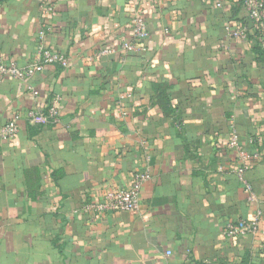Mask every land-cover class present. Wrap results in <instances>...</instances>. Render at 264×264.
<instances>
[{
	"label": "crops",
	"instance_id": "obj_1",
	"mask_svg": "<svg viewBox=\"0 0 264 264\" xmlns=\"http://www.w3.org/2000/svg\"><path fill=\"white\" fill-rule=\"evenodd\" d=\"M43 1L0 0L5 64L35 61L42 28L70 58L0 85V126L23 115L0 144V264H264V49L234 34L241 0H137L140 41L130 0H54L48 21ZM55 98L59 123L24 118ZM145 169L139 212L84 211ZM256 217L257 233L223 237Z\"/></svg>",
	"mask_w": 264,
	"mask_h": 264
},
{
	"label": "built area",
	"instance_id": "obj_2",
	"mask_svg": "<svg viewBox=\"0 0 264 264\" xmlns=\"http://www.w3.org/2000/svg\"><path fill=\"white\" fill-rule=\"evenodd\" d=\"M213 3L217 8H223V0H205ZM244 9L247 12L249 27L237 30L234 34L237 37H246L248 32L254 33L255 39L262 49H264V0H241ZM127 10L131 16V29L134 38L137 41L150 37L145 21V12L143 6L137 0H130ZM56 6L54 0H44L41 6V18L45 21L55 17ZM45 30L42 28L38 35V50L36 60L32 63L20 67L15 63L5 64L0 59V85L6 78H12L26 83L37 74L43 72L48 65L58 64L67 68L70 64V58L57 50L46 47ZM123 48L131 50L132 44H124ZM115 53L112 47L101 49L97 56H104ZM23 115L17 114L6 125L0 126V144L10 142L16 138L19 133V121ZM24 118L30 125L48 126L59 123V98L53 99L45 108H35L27 111ZM238 134L234 130L231 138L232 143L238 141ZM247 159V158H245ZM245 165L238 170V176L243 181L246 189L250 192L251 187L244 179ZM150 179L149 170H139L133 173L132 182L129 187L124 189L107 190L101 198L84 206L85 212H95L104 214L107 212L135 213L140 211V195L145 183ZM2 186L0 184V192ZM145 220L149 218V213L144 216ZM260 218L256 217L252 221L242 219L227 222L223 229L222 235L228 240H233L248 234H255L259 229ZM170 252H168V255Z\"/></svg>",
	"mask_w": 264,
	"mask_h": 264
},
{
	"label": "trees",
	"instance_id": "obj_3",
	"mask_svg": "<svg viewBox=\"0 0 264 264\" xmlns=\"http://www.w3.org/2000/svg\"><path fill=\"white\" fill-rule=\"evenodd\" d=\"M257 46H259L261 48V46L259 45V43L257 42Z\"/></svg>",
	"mask_w": 264,
	"mask_h": 264
}]
</instances>
